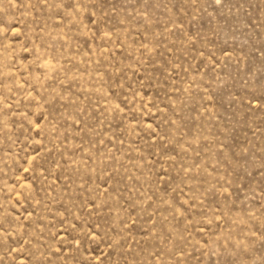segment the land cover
<instances>
[{
	"label": "rangeland",
	"instance_id": "rangeland-1",
	"mask_svg": "<svg viewBox=\"0 0 264 264\" xmlns=\"http://www.w3.org/2000/svg\"><path fill=\"white\" fill-rule=\"evenodd\" d=\"M0 264H264V0H0Z\"/></svg>",
	"mask_w": 264,
	"mask_h": 264
}]
</instances>
